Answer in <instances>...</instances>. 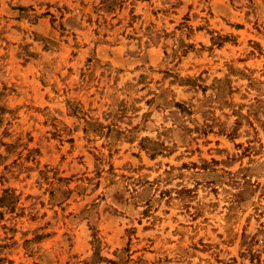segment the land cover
Returning <instances> with one entry per match:
<instances>
[{
    "label": "rangeland",
    "instance_id": "1",
    "mask_svg": "<svg viewBox=\"0 0 264 264\" xmlns=\"http://www.w3.org/2000/svg\"><path fill=\"white\" fill-rule=\"evenodd\" d=\"M0 264H264V0H0Z\"/></svg>",
    "mask_w": 264,
    "mask_h": 264
}]
</instances>
